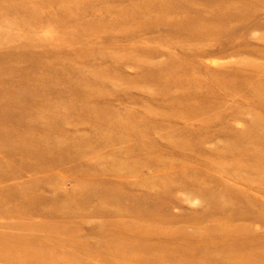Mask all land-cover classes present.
I'll return each mask as SVG.
<instances>
[{"label":"rangeland","instance_id":"374dc122","mask_svg":"<svg viewBox=\"0 0 264 264\" xmlns=\"http://www.w3.org/2000/svg\"><path fill=\"white\" fill-rule=\"evenodd\" d=\"M0 264H264V0H0Z\"/></svg>","mask_w":264,"mask_h":264}]
</instances>
